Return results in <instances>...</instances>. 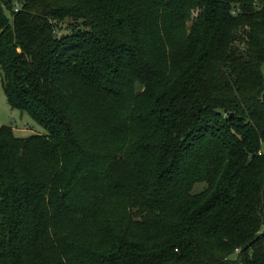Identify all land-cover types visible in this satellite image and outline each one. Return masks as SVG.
<instances>
[{"label":"trees","instance_id":"obj_1","mask_svg":"<svg viewBox=\"0 0 264 264\" xmlns=\"http://www.w3.org/2000/svg\"><path fill=\"white\" fill-rule=\"evenodd\" d=\"M263 64L264 0H0V264H264Z\"/></svg>","mask_w":264,"mask_h":264},{"label":"rangeland","instance_id":"obj_2","mask_svg":"<svg viewBox=\"0 0 264 264\" xmlns=\"http://www.w3.org/2000/svg\"><path fill=\"white\" fill-rule=\"evenodd\" d=\"M73 26L75 24H68V22L60 23L57 26V35H67L70 34ZM263 74H264V64H263ZM3 93L1 91L0 87V104L3 103V107L6 105L4 104V98ZM6 109V108H5ZM99 115L102 118V129H104V126H106L104 118L106 116L105 113H99ZM3 118H1V125L5 126H11L14 130V133L19 137H26L32 134L35 135H45L46 131L39 125H37L26 113H23L18 110H10L6 109L5 113H3ZM201 185H196L195 189L196 191L201 189Z\"/></svg>","mask_w":264,"mask_h":264},{"label":"crops","instance_id":"obj_3","mask_svg":"<svg viewBox=\"0 0 264 264\" xmlns=\"http://www.w3.org/2000/svg\"><path fill=\"white\" fill-rule=\"evenodd\" d=\"M2 91V90H1ZM3 93V92H2ZM3 96H4V94H3ZM4 98V104L6 105L5 107H3V103L2 104H0V126H1V118H3L2 116H3V113H5V110L7 109H10L9 108V106L6 104V100H5V97H3ZM6 108V109H5ZM10 110H12V109H10Z\"/></svg>","mask_w":264,"mask_h":264},{"label":"built area","instance_id":"obj_4","mask_svg":"<svg viewBox=\"0 0 264 264\" xmlns=\"http://www.w3.org/2000/svg\"><path fill=\"white\" fill-rule=\"evenodd\" d=\"M18 8H19V5L18 4H15L14 11L16 12L18 10ZM261 152L264 153V147H263V149H262Z\"/></svg>","mask_w":264,"mask_h":264}]
</instances>
